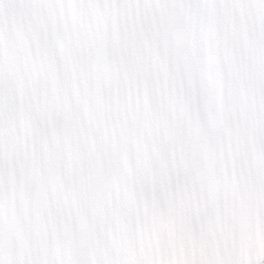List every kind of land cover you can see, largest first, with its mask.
I'll return each instance as SVG.
<instances>
[{
    "label": "clouds",
    "instance_id": "obj_1",
    "mask_svg": "<svg viewBox=\"0 0 264 264\" xmlns=\"http://www.w3.org/2000/svg\"><path fill=\"white\" fill-rule=\"evenodd\" d=\"M0 264H264V0H0Z\"/></svg>",
    "mask_w": 264,
    "mask_h": 264
}]
</instances>
